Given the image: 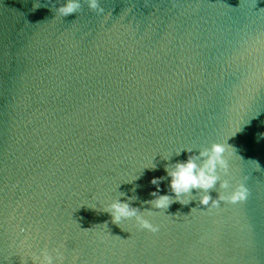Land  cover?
<instances>
[{
	"label": "water",
	"instance_id": "95a60500",
	"mask_svg": "<svg viewBox=\"0 0 264 264\" xmlns=\"http://www.w3.org/2000/svg\"><path fill=\"white\" fill-rule=\"evenodd\" d=\"M63 2L0 0V264L44 247L64 264H264V0ZM214 142L246 200L193 189L152 210L157 232L113 222V199L151 210L175 195V152Z\"/></svg>",
	"mask_w": 264,
	"mask_h": 264
},
{
	"label": "clouds",
	"instance_id": "9594fccd",
	"mask_svg": "<svg viewBox=\"0 0 264 264\" xmlns=\"http://www.w3.org/2000/svg\"><path fill=\"white\" fill-rule=\"evenodd\" d=\"M88 6L97 11L98 14H103L104 10L100 7V0H87ZM81 7V0H64L61 6L57 9L60 16L64 17L72 13L78 12ZM264 136V134H260ZM228 142H214L210 147H195L188 146L175 152L177 156L186 151L188 155L185 160H177L174 164L166 165L165 171L170 177L169 186L171 192L175 195L167 193L158 194V191H153L154 199L150 201L151 210L141 212L137 207L131 206L127 201L121 200L119 197L113 199L105 208L112 217L114 223L121 224L122 221L135 218L136 223L142 229H147L151 232H157L159 226L152 223L148 219V215L152 214V210H166L173 202L179 201L182 204L189 203L193 189L202 190L200 202L204 205H219L221 201H230L236 203L246 200L249 195V190L244 183H240L236 188L232 189L228 179H221V173L225 176L230 171V152ZM234 148L233 146H231ZM193 149H199L198 153H194ZM165 160H170L171 155L164 156ZM258 164V162H257ZM259 165V164H258ZM151 167L155 168V164L151 162ZM148 167V166H147ZM163 177H154L152 183L159 186ZM220 182V188L225 191L220 192L217 199H213L209 193ZM120 195H123L121 193ZM186 201V202H185ZM211 201V203H209ZM147 213L145 215L144 213ZM55 255L49 251L47 247L40 249L39 253L32 254L33 264H64L63 252L61 247L53 250Z\"/></svg>",
	"mask_w": 264,
	"mask_h": 264
}]
</instances>
